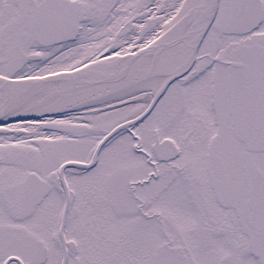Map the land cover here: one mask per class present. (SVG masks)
I'll return each instance as SVG.
<instances>
[{
  "label": "snow or ice",
  "instance_id": "1",
  "mask_svg": "<svg viewBox=\"0 0 264 264\" xmlns=\"http://www.w3.org/2000/svg\"><path fill=\"white\" fill-rule=\"evenodd\" d=\"M0 264H264V0H0Z\"/></svg>",
  "mask_w": 264,
  "mask_h": 264
}]
</instances>
